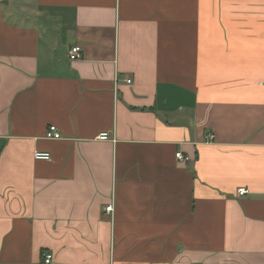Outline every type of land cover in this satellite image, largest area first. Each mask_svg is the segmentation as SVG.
<instances>
[{
	"label": "crops",
	"instance_id": "obj_1",
	"mask_svg": "<svg viewBox=\"0 0 264 264\" xmlns=\"http://www.w3.org/2000/svg\"><path fill=\"white\" fill-rule=\"evenodd\" d=\"M47 254L264 264V0H0V264Z\"/></svg>",
	"mask_w": 264,
	"mask_h": 264
},
{
	"label": "built area",
	"instance_id": "obj_2",
	"mask_svg": "<svg viewBox=\"0 0 264 264\" xmlns=\"http://www.w3.org/2000/svg\"><path fill=\"white\" fill-rule=\"evenodd\" d=\"M83 48L80 45H74L71 50H70V58L72 60L75 59H79L82 58V54H83ZM128 82H131L130 79H128ZM46 138L48 139H61L62 138V133L59 130V128L55 125H52L48 128L47 132H46ZM100 139L102 140H110L111 136L109 132H104L102 134H100L99 136ZM214 139V136L212 134H209L207 136V140L212 141ZM35 158L38 160H50L52 158V155L50 152L48 151H36L34 154ZM176 158L178 161L180 162H186L190 160V156L185 155L183 152L179 151L176 153ZM250 193V191L247 188H239L238 189V194L240 196L246 195ZM106 212H112L113 211V206H107L105 208ZM52 254H47L44 258V263L46 264H50L52 261Z\"/></svg>",
	"mask_w": 264,
	"mask_h": 264
}]
</instances>
